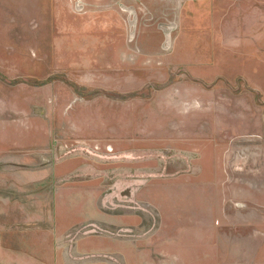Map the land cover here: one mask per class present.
<instances>
[{
    "label": "crops",
    "instance_id": "crops-1",
    "mask_svg": "<svg viewBox=\"0 0 264 264\" xmlns=\"http://www.w3.org/2000/svg\"><path fill=\"white\" fill-rule=\"evenodd\" d=\"M46 1L0 0V82H12L0 90V264L233 261L218 236L258 208L167 207L166 193L149 191L147 166L112 158L123 142L99 135L80 82L65 78L74 65L53 64L61 45L132 40L140 11L170 1Z\"/></svg>",
    "mask_w": 264,
    "mask_h": 264
},
{
    "label": "rangeland",
    "instance_id": "rangeland-1",
    "mask_svg": "<svg viewBox=\"0 0 264 264\" xmlns=\"http://www.w3.org/2000/svg\"><path fill=\"white\" fill-rule=\"evenodd\" d=\"M169 1L140 11L132 40L61 45L53 64L74 65L65 78L80 82L99 135L123 142L112 158L147 166L167 207H257L219 234L218 252L236 258L218 263L264 264V0Z\"/></svg>",
    "mask_w": 264,
    "mask_h": 264
}]
</instances>
